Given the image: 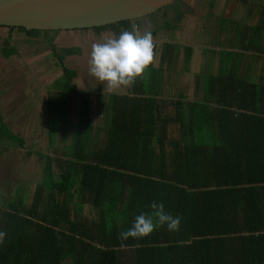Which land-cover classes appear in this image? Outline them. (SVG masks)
I'll return each instance as SVG.
<instances>
[{
  "label": "trees",
  "instance_id": "1",
  "mask_svg": "<svg viewBox=\"0 0 264 264\" xmlns=\"http://www.w3.org/2000/svg\"><path fill=\"white\" fill-rule=\"evenodd\" d=\"M260 14L251 26L258 34L264 7ZM130 27L123 20L94 29ZM0 29L45 35L50 43L59 31ZM254 33L251 44L262 39ZM247 40L239 49L219 50V70L204 75L200 98L161 95L164 70L173 67L182 46L189 63L194 46L153 41L154 58L133 80L134 88L110 95L97 142L102 130L91 117L90 91L75 97L71 79L77 71L65 65V56L78 50L58 53L51 44L41 61L50 69L49 59H55L62 74L59 98L47 99L48 113L59 111L62 127L69 114L78 121L60 151L52 142L57 130L48 131L53 152H36L43 166L31 200L26 189L0 206V264H63L68 258L72 264H264V64L250 61L242 71L233 54L255 50ZM5 49V57L18 53L15 46ZM259 53L248 56L254 60ZM4 138L27 148L26 136L12 132L0 116ZM34 152L28 148L27 155ZM153 201L180 218L178 229L160 226L147 236L121 238L136 215L151 214Z\"/></svg>",
  "mask_w": 264,
  "mask_h": 264
},
{
  "label": "rangeland",
  "instance_id": "2",
  "mask_svg": "<svg viewBox=\"0 0 264 264\" xmlns=\"http://www.w3.org/2000/svg\"><path fill=\"white\" fill-rule=\"evenodd\" d=\"M167 6L169 7H163L164 9L160 11L131 21V27L135 25L141 34L145 31L151 32L153 41L157 43L172 41L194 46L195 51L189 63L186 62L182 46L179 48L173 67L164 70L162 84L160 83L163 85L161 95L173 98L182 96V92H185L189 98H200L203 95L204 75L215 74L219 70V50L224 47L239 49L243 44V38L247 40L251 37L255 32L251 26L260 21V9L264 7V0H179ZM177 10L183 11V17H177ZM167 20L170 21V26H166ZM122 31L124 28H120L119 32L113 28L59 30L55 34L54 43H50L45 35L33 38L16 31H13L5 42L3 37L6 38L10 32L7 29H0V49L4 45L8 47L16 45L19 48L36 50V54H27L24 58L21 57L23 54L7 59H4L5 56H0V86L6 87L9 84L10 88L7 89L6 96L11 95L2 106L3 120L7 125L9 123L13 131L28 139L26 149L13 146L15 144H10L5 138L0 141V206H3L7 197H21L26 189L29 191L27 201L31 200L34 185L39 179L43 166L36 152H53L48 143L50 140L48 131L57 130L55 136L51 138L55 148L60 151L63 146L70 144V137L73 138L74 127L78 121L76 115L69 114L64 126L61 127V122L58 120L59 111L48 113L47 99L51 97L56 101L59 98L61 84L59 79L62 69L56 65L55 59L53 62L49 59L50 69L46 68L41 56L50 51L51 44H54V50L58 53H63L67 49L78 50L74 54L65 56V65L77 71L76 76L71 79L77 86L75 97L81 91H90L91 117L94 125L102 130L94 138L97 142L98 138L103 137L104 123L109 118L106 106L111 98L110 95L130 92L134 88V83L132 81L127 85L111 88L106 82L97 80L88 71L89 53L93 43L115 38ZM257 31L254 33L257 34L256 39H262L252 44L247 40L256 48L247 53L260 51L259 57L252 60L248 54L245 57L233 54L237 61L242 60V71H245L247 63L248 65L255 63L257 67L264 64V31L260 30L259 34ZM4 50L5 47H2V55ZM154 65H159L158 56ZM257 73L256 68L255 74ZM146 76L148 78V75ZM74 99L71 97V100ZM78 102L76 98L75 104ZM28 148L35 151L30 156L27 155ZM85 210L86 213H91L90 206H86ZM64 264H72V262L67 260Z\"/></svg>",
  "mask_w": 264,
  "mask_h": 264
},
{
  "label": "water",
  "instance_id": "3",
  "mask_svg": "<svg viewBox=\"0 0 264 264\" xmlns=\"http://www.w3.org/2000/svg\"><path fill=\"white\" fill-rule=\"evenodd\" d=\"M176 0H0V25L40 30L105 26L152 14Z\"/></svg>",
  "mask_w": 264,
  "mask_h": 264
},
{
  "label": "clouds",
  "instance_id": "4",
  "mask_svg": "<svg viewBox=\"0 0 264 264\" xmlns=\"http://www.w3.org/2000/svg\"><path fill=\"white\" fill-rule=\"evenodd\" d=\"M154 58V42L151 32L139 33L136 26L120 32L115 38L93 43L89 53L88 71L97 80L116 88L127 85L142 75ZM150 215L141 212L132 221L131 227L120 233V237L137 238L149 235L155 228L164 226L170 231L178 229L180 218L164 211L162 203L149 204ZM5 233L0 231V240Z\"/></svg>",
  "mask_w": 264,
  "mask_h": 264
},
{
  "label": "crops",
  "instance_id": "5",
  "mask_svg": "<svg viewBox=\"0 0 264 264\" xmlns=\"http://www.w3.org/2000/svg\"><path fill=\"white\" fill-rule=\"evenodd\" d=\"M8 30V29H7ZM9 31V30H8ZM12 33V32H11ZM11 33H8L6 36V38L5 37H3V39H5V42L7 41V39H9L8 38V36L10 37V34ZM1 35V34H0ZM0 38H1V36H0ZM33 43V42H32ZM12 46H15L17 49H18V53H16V54H12V56H9V57H15V56H17V57H19L21 54H23V55H21V57L22 58H24L27 54H36V50L35 49H33V48H26V47H18V46H16V45H11L10 47H12ZM3 48L5 47V48H7V45H4V46H2ZM2 47H1V49H0V56L2 57V56H5V54L4 55H2L3 53H2ZM251 53V52H250ZM15 55V56H14ZM8 57H5L4 59H7ZM8 75V74H7ZM10 88V86H9V84L6 86V87H1L0 86V116H2V117H4V112H2V106H3V104H4V102H5V100L8 98V97H10L11 95L9 94L8 96H6V93H7V89H9ZM36 106V105H35ZM14 108H16V107H14ZM10 109H12V107L10 108ZM7 123V122H6ZM8 126H9V123H8ZM104 126H105V123H104ZM10 127V126H9ZM62 127V126H61ZM12 130V129H11ZM56 131V130H55ZM12 132H14V133H16L15 131H13L12 130ZM16 134H18V133H16ZM67 260H71V258H68V259H66L65 261H64V263L67 261ZM72 261V260H71ZM63 263V264H64Z\"/></svg>",
  "mask_w": 264,
  "mask_h": 264
},
{
  "label": "flooded vegetation",
  "instance_id": "6",
  "mask_svg": "<svg viewBox=\"0 0 264 264\" xmlns=\"http://www.w3.org/2000/svg\"><path fill=\"white\" fill-rule=\"evenodd\" d=\"M161 10V9H160ZM160 10H158V11H160ZM157 12V11H156ZM150 15V14H149ZM139 19V18H138ZM130 21V20H129Z\"/></svg>",
  "mask_w": 264,
  "mask_h": 264
}]
</instances>
